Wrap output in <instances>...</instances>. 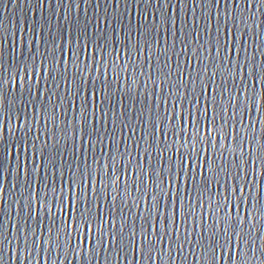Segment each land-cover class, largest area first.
Wrapping results in <instances>:
<instances>
[{"label": "water", "instance_id": "water-1", "mask_svg": "<svg viewBox=\"0 0 264 264\" xmlns=\"http://www.w3.org/2000/svg\"><path fill=\"white\" fill-rule=\"evenodd\" d=\"M0 264H264V2L0 0Z\"/></svg>", "mask_w": 264, "mask_h": 264}, {"label": "snow or ice", "instance_id": "snow-or-ice-1", "mask_svg": "<svg viewBox=\"0 0 264 264\" xmlns=\"http://www.w3.org/2000/svg\"><path fill=\"white\" fill-rule=\"evenodd\" d=\"M262 2H264V0H262ZM85 224H87V221L85 220Z\"/></svg>", "mask_w": 264, "mask_h": 264}]
</instances>
